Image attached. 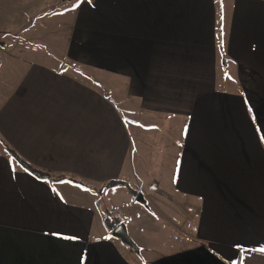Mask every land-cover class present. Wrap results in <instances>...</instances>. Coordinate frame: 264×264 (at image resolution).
<instances>
[{
	"label": "crops",
	"instance_id": "0c3cea01",
	"mask_svg": "<svg viewBox=\"0 0 264 264\" xmlns=\"http://www.w3.org/2000/svg\"><path fill=\"white\" fill-rule=\"evenodd\" d=\"M67 48L85 77L33 62L0 94V264H264V0H83Z\"/></svg>",
	"mask_w": 264,
	"mask_h": 264
},
{
	"label": "rangeland",
	"instance_id": "374dc122",
	"mask_svg": "<svg viewBox=\"0 0 264 264\" xmlns=\"http://www.w3.org/2000/svg\"><path fill=\"white\" fill-rule=\"evenodd\" d=\"M81 2L83 0H0V94L9 91L25 67L33 62H41L85 77L81 66L67 56L70 29ZM89 82L101 87L95 80ZM170 138L175 139L172 132ZM85 188L88 189V186H84ZM117 192L128 195L124 188ZM94 193L99 194L96 199L100 202L99 209L103 211L106 219L123 214V218L127 220L124 211L131 213L145 209L142 206V195H134L132 199L135 205L129 207L125 205L124 195L110 198L107 189L101 188H96ZM112 199L118 204L116 208ZM168 217L171 218L170 214ZM170 218L164 216L159 221L160 228L168 223L170 227L177 229V223ZM183 223L185 225L186 220ZM165 233L160 229L159 242L163 240L162 234Z\"/></svg>",
	"mask_w": 264,
	"mask_h": 264
},
{
	"label": "trees",
	"instance_id": "16d2710c",
	"mask_svg": "<svg viewBox=\"0 0 264 264\" xmlns=\"http://www.w3.org/2000/svg\"><path fill=\"white\" fill-rule=\"evenodd\" d=\"M8 152L13 156V158L27 171L35 175L36 177L43 179V180H50L52 178V175L42 171L36 167H34L32 164H30L28 161L23 159L15 150H13L11 147L7 145ZM117 187H124L126 188L131 194L138 195L139 192L134 190L126 181L123 180H112L105 185L101 187V189H113ZM122 220H120L117 217L114 218H107L106 224L109 227L110 231L113 233V231L122 224Z\"/></svg>",
	"mask_w": 264,
	"mask_h": 264
},
{
	"label": "water",
	"instance_id": "95a60500",
	"mask_svg": "<svg viewBox=\"0 0 264 264\" xmlns=\"http://www.w3.org/2000/svg\"><path fill=\"white\" fill-rule=\"evenodd\" d=\"M141 197V195H139ZM113 235L118 237L124 244L132 247L136 252L140 251V248L130 236L126 224H120L114 231Z\"/></svg>",
	"mask_w": 264,
	"mask_h": 264
},
{
	"label": "snow or ice",
	"instance_id": "6c2138e0",
	"mask_svg": "<svg viewBox=\"0 0 264 264\" xmlns=\"http://www.w3.org/2000/svg\"><path fill=\"white\" fill-rule=\"evenodd\" d=\"M262 140H264V137H262ZM261 251L264 252V248H262Z\"/></svg>",
	"mask_w": 264,
	"mask_h": 264
}]
</instances>
